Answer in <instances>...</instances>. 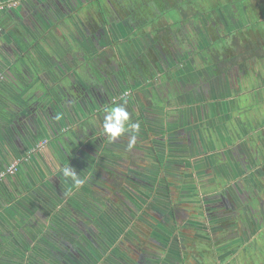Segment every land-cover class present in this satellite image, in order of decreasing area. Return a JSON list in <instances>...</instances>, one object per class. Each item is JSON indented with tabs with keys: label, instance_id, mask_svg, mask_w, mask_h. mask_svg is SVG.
Segmentation results:
<instances>
[{
	"label": "flooded vegetation",
	"instance_id": "af4514ba",
	"mask_svg": "<svg viewBox=\"0 0 264 264\" xmlns=\"http://www.w3.org/2000/svg\"><path fill=\"white\" fill-rule=\"evenodd\" d=\"M13 4L0 68L14 59L5 75L19 90L4 115L30 111L32 151L47 152L32 165L47 176L36 187L24 180L0 210V264H264V0ZM247 92L263 116L246 122L250 131L228 121ZM122 95L140 125L131 149V133L103 135L105 110ZM148 145L150 169L133 157ZM66 166L85 183L75 187ZM179 175L186 184L175 190L168 179ZM194 176L208 192L197 214L187 206L201 195ZM83 190L109 207L120 200L121 221L94 204L102 215L89 213Z\"/></svg>",
	"mask_w": 264,
	"mask_h": 264
},
{
	"label": "crops",
	"instance_id": "0c3cea01",
	"mask_svg": "<svg viewBox=\"0 0 264 264\" xmlns=\"http://www.w3.org/2000/svg\"><path fill=\"white\" fill-rule=\"evenodd\" d=\"M0 2H5L9 6L5 7L3 10L8 11L16 8L15 6H11L9 0H0ZM3 10L0 11V34L1 32L8 33L10 28V16H8L9 14L7 15V12ZM7 26L8 29H6ZM2 40L3 37L0 36V43ZM6 58V60L2 61L3 64L6 66H13L15 63L14 59H9L8 57ZM8 69L5 66L0 68V72L3 71L2 73L4 74V79L0 82V171L4 170L13 161H18L19 165L18 170L14 175L8 176L0 181V210H2L4 205L11 204V199H9L11 195L10 193L19 190L20 185L24 183V180L29 181L33 179L30 184L32 186L35 185L36 187L37 185H40V181L43 179L42 175L47 176L45 173H37L32 165L38 160H41V158H46L47 152H45L44 149L32 151L33 142H30L31 135L28 134V130H18L14 126L11 127V124L6 123V120H9V117H5L4 115L6 110L9 111L6 96L9 95L10 91H16L12 85L14 79H11V76L6 77L5 75L6 70ZM2 116L4 119H1ZM32 133L33 132L31 131V134ZM37 174L39 177H34Z\"/></svg>",
	"mask_w": 264,
	"mask_h": 264
},
{
	"label": "rangeland",
	"instance_id": "374dc122",
	"mask_svg": "<svg viewBox=\"0 0 264 264\" xmlns=\"http://www.w3.org/2000/svg\"><path fill=\"white\" fill-rule=\"evenodd\" d=\"M237 84V82L235 83V85ZM264 86V84L262 83V85L258 88H256V89H258L257 91H259L262 87ZM255 89V90H256ZM245 93L246 92V89H244V87H241L240 88V90H239V94L240 93ZM249 94V95H248ZM235 98V97H234ZM237 101V100H236ZM257 101V97H255V94H250L249 92H247L244 96H242L241 97V99L238 101V106L240 107L238 110L237 109H235L234 110V108H232L231 109V113H230V118L231 119H228V121H229V124L232 122H235V121H240V123H242V125H244L245 124V128H246V131H250V130H252V129H249L248 128V126H246V122L249 120V121H252L253 123H254V121H256V122H258L259 123V121H261V119L263 118V116L261 115V114H257V113H254L256 110H255V108L252 106V104L254 103V102H256ZM244 104H246V106H248V107H246V109H247V111H246V109L244 110V108H241L242 107V105H244ZM174 105V103H172V106ZM255 107H257V106H255ZM261 113H264V112H261ZM225 121H227V120H225ZM248 121V122H249ZM224 125V124H223ZM255 125L256 126H258L257 125V123H255ZM261 126H262V124H260ZM231 144H233V142L231 143L229 140H227V138H226V141H225V145L223 146L224 147V149L225 148H230L231 146H233V145H231ZM146 144H144V146H145ZM195 147H197V145L195 146ZM144 147H140L139 149H143ZM147 150H149V151H152V149H151V147H149V145H148V147H147ZM202 150V149H201ZM204 150H206V148H204ZM144 152L146 153V151L144 150ZM148 153V152H147ZM203 154V150H202V152H200V154ZM142 154V155H141ZM113 156V153L111 154V157ZM196 157V156H198V155H193L192 157ZM133 157H134V159H135V161H136V163H139V164H144V165H146L147 166V168L148 169H150V167L152 166V164L154 163V160H153V158H156V154H154L153 153V151H152V153H148V156H145L143 153H138V151H135V153H134V155H133ZM177 157V156H176ZM192 157H187V158H189V160H191L192 159ZM134 161V162H135ZM180 162H182V161H179V163ZM187 169H189V170H193L191 167H188ZM187 169L184 167V166H182V167H179V168H177V173H178V171L181 173V174H184V173H187L188 171H187ZM169 181H171V183L173 184V185H175L174 187H175V190H178L179 189V185H180V187L181 186H183L184 184H186V183H183V181L182 180H180V175H179V177H178V179H177V177L175 178V177H170L169 179H168ZM192 183V185H193V187H195V186H197L196 187V189H195V191L197 192L196 193V195H198V194H201L200 195V197H199V200L198 199H194V200H188V207H189V211H190V213H193V214H197L198 213V207H199V205H201L200 203H202V197H203V195H206V194H208V192L206 191V192H204V191H202L201 192V190H200V188L202 189V185H204L205 183H206V181H204V182H200V178L199 179H197L195 176L194 177H192V180H191V182H190V184ZM188 184V183H187ZM200 186V187H199ZM144 188H146V189H148L146 186H144ZM135 189H136V186H132V190H131V192H133V191H135ZM193 189V188H192ZM85 193H83L84 194V196H83V194H80V199H81V201L83 202L84 200V198L86 199L85 200V203H84V206L86 207H88V208H90V211H89V213H92V211H94L96 214H95V217L96 218H99L101 215H102V213H99V212H97L95 209H94V205H95V207L97 208V209H100L103 213H105V215L109 218V220L110 221H113V222H115V223H119L120 221H121V216L120 215H118L117 214V212H114L115 211V208H118V207H120V204H119V201H117V202H115V201H113L112 202V206L111 207H109L108 206V204L109 203H107V204H102V203H100L99 202V196H97L96 194H93V193H89V192H86V190H83ZM150 192H152V193H154V191H150ZM190 195H194L193 194V192H190L189 193ZM133 197V198H135V196H134V193H132V194H130V197ZM197 197V198H198ZM94 204V205H93ZM111 204V203H110ZM144 206V205H143ZM99 207V208H98ZM105 207V208H104ZM125 207H127V210H128V212H126V211H123V213H124V215L125 216H128L129 215V217H131V214H133V216H132V220H133V217H134V215H135V212H134V210H133V208H132V206L131 205H129V204H125ZM136 221H138V220H136ZM139 221H141V220H139ZM204 224V223H203ZM86 225H88V223H86ZM99 226V225H98ZM204 227H205V224H204ZM94 231H95V235H96V241H98V240H104L105 238H106V236H105V234H103L102 233V230H99L98 229V227L96 228V229H94ZM0 260H2V257H1V255H0Z\"/></svg>",
	"mask_w": 264,
	"mask_h": 264
},
{
	"label": "clouds",
	"instance_id": "9594fccd",
	"mask_svg": "<svg viewBox=\"0 0 264 264\" xmlns=\"http://www.w3.org/2000/svg\"><path fill=\"white\" fill-rule=\"evenodd\" d=\"M127 100L122 95L119 103L114 104L110 109L105 110L103 116L102 127L103 135L109 143L115 142L117 138L124 133H131L128 140V148L131 149L136 144V133L139 132L140 125L130 121V114L127 110ZM61 174L72 181L75 187H80L85 183L74 169L69 166L61 169Z\"/></svg>",
	"mask_w": 264,
	"mask_h": 264
},
{
	"label": "water",
	"instance_id": "95a60500",
	"mask_svg": "<svg viewBox=\"0 0 264 264\" xmlns=\"http://www.w3.org/2000/svg\"><path fill=\"white\" fill-rule=\"evenodd\" d=\"M10 2H14L16 0H9ZM16 64V63H14ZM8 66V67H7ZM5 66L7 69L9 68L10 65ZM1 82V81H0ZM14 82V81H13ZM12 82V85L14 86L15 89H18V85H16L15 83ZM12 95V94H10ZM19 107V105H18ZM7 111V110H6ZM15 111V110H14ZM9 114V120H6V123L11 124V127L14 126L15 128H17L18 130H28V134L31 135V131H32V126H31V121L29 122L28 118L30 117V111L27 112V114H24L21 118H17L14 117L12 113H8ZM1 119H3V116L1 117ZM3 126V125H2ZM30 147V146H29ZM2 171V170H1Z\"/></svg>",
	"mask_w": 264,
	"mask_h": 264
},
{
	"label": "built area",
	"instance_id": "2783aa9c",
	"mask_svg": "<svg viewBox=\"0 0 264 264\" xmlns=\"http://www.w3.org/2000/svg\"><path fill=\"white\" fill-rule=\"evenodd\" d=\"M8 4L5 2H0V11L3 10ZM2 78V74L0 73V81ZM18 161H13L10 163L4 170L0 171V181L3 180L8 175H14L16 171L18 170Z\"/></svg>",
	"mask_w": 264,
	"mask_h": 264
},
{
	"label": "bare ground",
	"instance_id": "6f19581e",
	"mask_svg": "<svg viewBox=\"0 0 264 264\" xmlns=\"http://www.w3.org/2000/svg\"><path fill=\"white\" fill-rule=\"evenodd\" d=\"M11 3V5H14L13 3H15V1L14 2H10ZM6 7H9V6H6Z\"/></svg>",
	"mask_w": 264,
	"mask_h": 264
}]
</instances>
